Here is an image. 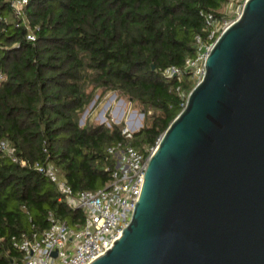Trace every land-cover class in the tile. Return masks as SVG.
I'll use <instances>...</instances> for the list:
<instances>
[{
  "label": "trees",
  "instance_id": "16d2710c",
  "mask_svg": "<svg viewBox=\"0 0 264 264\" xmlns=\"http://www.w3.org/2000/svg\"><path fill=\"white\" fill-rule=\"evenodd\" d=\"M226 1L28 0L18 15L0 0V140L30 162L50 161L75 191L102 187L109 145L146 154L182 109L195 82L163 70L195 56L196 35L208 34L203 14L223 18ZM99 87L140 105L145 122L131 137L122 124H80ZM49 212L82 225L54 182L0 151V264L21 258L11 237L46 228Z\"/></svg>",
  "mask_w": 264,
  "mask_h": 264
},
{
  "label": "water",
  "instance_id": "95a60500",
  "mask_svg": "<svg viewBox=\"0 0 264 264\" xmlns=\"http://www.w3.org/2000/svg\"><path fill=\"white\" fill-rule=\"evenodd\" d=\"M204 67L120 236L88 264H264V0L244 3Z\"/></svg>",
  "mask_w": 264,
  "mask_h": 264
},
{
  "label": "built area",
  "instance_id": "2783aa9c",
  "mask_svg": "<svg viewBox=\"0 0 264 264\" xmlns=\"http://www.w3.org/2000/svg\"><path fill=\"white\" fill-rule=\"evenodd\" d=\"M18 15L28 0H10ZM247 0H227L224 8L236 15L242 11ZM206 39L196 35V54L187 57L182 68L170 65L163 70L165 77L190 73L197 83L204 75V60L217 35L234 19L218 18L212 12L203 14ZM29 39H33L28 34ZM126 138L133 133L129 128H123ZM156 146V145H155ZM151 147L144 154L127 142H117L107 147V153L114 160L113 166H106L110 178L95 190H73L58 168L50 161H29L15 153L14 148L5 139L0 140V151L13 162L29 166L43 173L55 183L61 200L66 201L83 213L82 225L73 229L65 221L48 213V226L42 230L21 231L11 237L12 246L21 253L19 260L12 259L11 264H88L96 257L105 253L115 239L120 236L122 228L130 219L134 205L137 202L150 154ZM55 252V253H54Z\"/></svg>",
  "mask_w": 264,
  "mask_h": 264
},
{
  "label": "rangeland",
  "instance_id": "374dc122",
  "mask_svg": "<svg viewBox=\"0 0 264 264\" xmlns=\"http://www.w3.org/2000/svg\"><path fill=\"white\" fill-rule=\"evenodd\" d=\"M222 10L227 19L236 17L226 7ZM85 122L106 126H111L113 123L122 124L123 128H129L134 132L143 126L145 116L140 105L128 96L99 87L94 90L92 99L81 113L80 124Z\"/></svg>",
  "mask_w": 264,
  "mask_h": 264
}]
</instances>
